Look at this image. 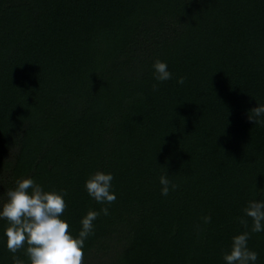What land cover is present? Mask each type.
<instances>
[{"label":"trees","instance_id":"trees-1","mask_svg":"<svg viewBox=\"0 0 264 264\" xmlns=\"http://www.w3.org/2000/svg\"><path fill=\"white\" fill-rule=\"evenodd\" d=\"M157 59L173 79L154 90ZM259 104L264 0H0V205L26 177L66 190L74 235L107 206L84 264H226L244 231L264 264L243 212L264 200ZM97 170L114 175L110 205L85 189ZM7 226L0 264H30Z\"/></svg>","mask_w":264,"mask_h":264},{"label":"clouds","instance_id":"clouds-1","mask_svg":"<svg viewBox=\"0 0 264 264\" xmlns=\"http://www.w3.org/2000/svg\"><path fill=\"white\" fill-rule=\"evenodd\" d=\"M153 77L157 83L173 79V72L165 60L157 59L153 65ZM177 82L184 84L185 77H178ZM250 117L255 123L264 124V104L252 109ZM112 172L97 170L85 181V189L90 197L102 205H110L117 199L113 190ZM161 194L167 196L177 185L173 184L167 174L159 178ZM66 190H46L34 178L19 179L16 186L7 191V200L0 205V219L6 220V246L12 253L24 248L30 264H84L85 241L94 234V222L103 212L109 214L107 206L99 211L89 210L81 218L78 234L70 231V224L63 216L67 203ZM244 217L253 221V232H264V200H250L243 209ZM205 222L210 217H203ZM241 222L247 224L246 219ZM250 233L241 232L232 237L230 251L223 254L226 264H256L258 253L248 247ZM26 246V247H25ZM16 264H24L17 260Z\"/></svg>","mask_w":264,"mask_h":264}]
</instances>
